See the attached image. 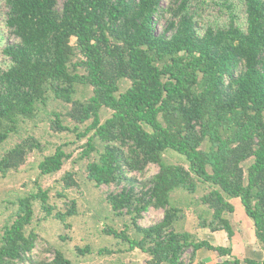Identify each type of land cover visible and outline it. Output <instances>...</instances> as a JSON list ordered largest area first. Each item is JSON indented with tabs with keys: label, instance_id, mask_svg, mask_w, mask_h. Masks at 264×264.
Returning a JSON list of instances; mask_svg holds the SVG:
<instances>
[{
	"label": "trees",
	"instance_id": "1",
	"mask_svg": "<svg viewBox=\"0 0 264 264\" xmlns=\"http://www.w3.org/2000/svg\"><path fill=\"white\" fill-rule=\"evenodd\" d=\"M210 7L224 21L206 19ZM4 10L14 40L0 44L8 60L0 69V146L52 93L69 107L56 113L51 130L88 137L80 155L88 159L87 178L115 187L106 200L131 217L138 236L107 234L148 254L146 264H207L198 258L203 248L217 253L216 264H264V0H4ZM79 86L92 95L76 99ZM78 125H86L83 132ZM42 148L35 136L20 139L0 157L1 174ZM168 149L189 166L166 163ZM71 156L60 145L39 169L56 173ZM151 165L159 169L147 177ZM62 180L66 189L79 186L72 171ZM205 186L199 199L209 215L196 216L200 227L231 241L230 199L240 198L256 239L246 257L233 255L232 244L175 229L186 214L171 204V192L194 195ZM36 200L53 214L46 190L20 199L16 216L0 226V264H72L58 248L37 251L42 240L28 231ZM150 210H162V219L140 225ZM75 212L71 200L54 215L64 220Z\"/></svg>",
	"mask_w": 264,
	"mask_h": 264
},
{
	"label": "rangeland",
	"instance_id": "2",
	"mask_svg": "<svg viewBox=\"0 0 264 264\" xmlns=\"http://www.w3.org/2000/svg\"><path fill=\"white\" fill-rule=\"evenodd\" d=\"M212 6H214L212 4ZM218 7L209 8L206 19L224 21L222 13L217 12ZM4 0H0V27L2 29L1 45L12 42L14 38L4 25L6 18ZM220 12V11H219ZM165 26L163 20L157 25L160 33ZM72 42H75L73 38ZM8 65L0 51V69ZM92 95L90 89L78 87L75 95L77 99H85ZM68 105L54 98L52 93L48 94L45 103L38 105V113L35 118L19 123L16 133H11L8 139L0 146V157L10 149L16 142L27 136H35L43 143L40 151L30 154L27 162L17 171H10L6 175L0 172V226L11 222L18 211L19 201L22 198L35 194L40 190H46L49 194V203L54 207V212L47 215L41 208L39 200L33 202L34 216L28 231L39 234L41 238L37 251L44 253L48 248H58L64 252L72 264H146L148 254L140 250H130L129 244L121 238L109 235L106 229H114L126 232L130 237L138 236L127 214H116L106 200V193L115 187H96L94 182L87 178L86 164L88 159H81L83 144L88 137L77 138L71 131H53L50 128L51 121L55 119L56 113H65ZM109 111L102 116L104 120ZM63 119V118H62ZM63 124L74 127V123L63 119ZM86 125H78L79 132H83ZM148 129V128H147ZM62 145L67 152H71V158L63 168L51 174H43L39 169V163L46 155L52 154L58 146ZM93 154L92 157H95ZM166 163L182 164L189 166L186 157L172 149H168L164 155ZM245 165V162H244ZM157 165H151L146 176H151L158 171ZM67 171L75 173L79 186L65 188L62 177ZM137 177L142 178L138 173ZM199 188L198 192L189 194L181 188L171 192L170 201L172 205H182L185 217L175 221V229H186L194 233L200 239H206L213 244L228 246L231 241L225 232L212 234L208 229L201 228L197 219L200 213L207 214L208 208L200 202L199 197L208 191ZM71 200L76 201V212L67 215L64 220L55 218V213L65 211ZM235 211L229 216L235 228L234 248L237 253L243 249L242 243H255V235L252 220L247 216L240 198H231ZM209 213V212H208ZM209 215V214H207ZM163 217L162 210H150L140 220V225L149 226L158 222ZM88 247V251L81 252L80 249ZM213 253V252H212ZM207 249L198 251V257L207 262L215 263L214 255ZM168 264V263H163Z\"/></svg>",
	"mask_w": 264,
	"mask_h": 264
},
{
	"label": "crops",
	"instance_id": "3",
	"mask_svg": "<svg viewBox=\"0 0 264 264\" xmlns=\"http://www.w3.org/2000/svg\"><path fill=\"white\" fill-rule=\"evenodd\" d=\"M212 234H216V233H221V231H219V232H211ZM235 237V236H234ZM234 237H233V239L231 240V244H232V248H233V255H235V256H238L239 258H243V257H246V255H247V253H248V248H249V245H252V246H254V245H256V240H255V243H246V245H245V242H244V244L242 243V251L240 252V253H237L236 251H235V246H234V243H235V240H234ZM257 247V246H256ZM200 251V250H199ZM201 251H202V249H201ZM209 251V250H208ZM211 253L213 252V251H210ZM213 255H214V258L216 259V261H215V263H210V262H207L206 260V263L207 264H216L219 260H221V258L217 255V253L216 252H213L212 253ZM255 254V253H254ZM254 254H252V256L253 257H256ZM199 259H201V260H204V258H202V257H198Z\"/></svg>",
	"mask_w": 264,
	"mask_h": 264
}]
</instances>
